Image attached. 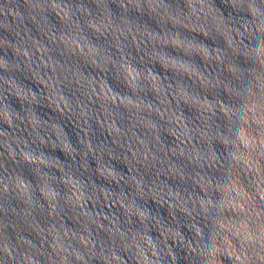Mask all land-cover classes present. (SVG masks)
<instances>
[{
    "label": "clouds",
    "instance_id": "obj_1",
    "mask_svg": "<svg viewBox=\"0 0 264 264\" xmlns=\"http://www.w3.org/2000/svg\"><path fill=\"white\" fill-rule=\"evenodd\" d=\"M9 12L0 264H264V0Z\"/></svg>",
    "mask_w": 264,
    "mask_h": 264
}]
</instances>
